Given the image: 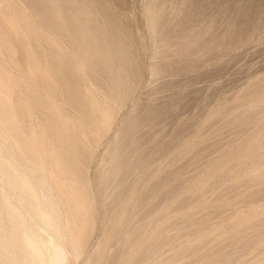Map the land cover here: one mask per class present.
Here are the masks:
<instances>
[{
    "label": "rangeland",
    "instance_id": "1",
    "mask_svg": "<svg viewBox=\"0 0 264 264\" xmlns=\"http://www.w3.org/2000/svg\"><path fill=\"white\" fill-rule=\"evenodd\" d=\"M0 146V264H264V0H0Z\"/></svg>",
    "mask_w": 264,
    "mask_h": 264
},
{
    "label": "bare ground",
    "instance_id": "2",
    "mask_svg": "<svg viewBox=\"0 0 264 264\" xmlns=\"http://www.w3.org/2000/svg\"><path fill=\"white\" fill-rule=\"evenodd\" d=\"M56 2V0H55ZM81 13V12H80ZM47 14V13H46ZM85 17V16H84ZM85 19V18H84ZM98 19V18H97ZM95 20V19H94ZM99 20V19H98ZM93 21V19H92ZM96 22V21H95ZM99 22V21H98ZM97 22V23H98ZM60 30V29H59ZM70 33V32H69ZM74 39V38H73ZM78 40V39H77ZM99 42V41H98ZM104 42V41H103ZM79 45V44H78ZM105 45V44H104ZM80 46V45H79ZM85 46V45H83ZM106 49V48H105ZM118 50V49H117ZM112 60V59H111ZM101 62V61H100ZM88 63V62H87ZM90 63V62H89ZM97 64V63H96ZM119 66V65H117ZM95 70V69H94ZM93 71V70H92ZM119 72L116 74V72H114V75H115V78L117 79V82L124 85L125 87L128 85V79L126 77V74H125V71H123L122 69L121 70H118ZM85 72V71H83ZM93 73V72H92ZM127 73V72H126ZM98 74V73H97ZM105 78V77H104ZM89 80V79H88ZM105 80V79H104ZM133 81V80H131ZM106 82V81H105ZM107 83V82H106ZM116 83V82H115ZM117 84V83H116ZM119 84V85H120ZM116 86V85H115ZM114 86V87H115ZM133 87H135L134 85H132ZM120 88V87H119ZM116 89V88H115ZM131 89H133L131 87ZM117 90V89H116ZM115 90V91H116ZM124 92V91H123ZM126 92V91H125ZM131 92V91H130ZM114 96V95H113ZM109 98V97H108ZM121 101V100H120ZM120 103V102H119ZM59 105V104H58ZM122 107V106H121ZM41 110V109H40ZM129 113V112H128ZM33 115V114H32ZM110 122V121H109ZM51 126V125H50ZM24 129V128H23ZM26 130V129H25ZM24 130V131H25ZM9 142L11 143V141L9 140ZM3 143V142H2ZM125 144V143H124ZM11 145V144H10ZM2 146V145H1ZM0 146V148H1ZM3 146H4V143H3ZM4 148V147H2ZM13 148V147H12ZM110 149V148H109ZM113 149V148H112ZM5 150V149H4ZM13 150V149H12ZM2 151V150H1ZM11 151V149H10ZM5 153V152H4ZM15 153V152H14ZM1 155V153H0ZM44 155V154H43ZM132 155V154H131ZM2 156V155H1ZM4 156V155H3ZM119 156V155H118ZM43 157V156H42ZM51 157V156H50ZM79 157V156H78ZM121 157V156H120ZM1 158V157H0ZM9 159V158H8ZM13 161V158L12 160L10 159V162ZM12 162V164H13ZM17 162V161H16ZM15 162V164H17ZM24 162V161H23ZM67 162V161H66ZM80 162V161H79ZM111 162V161H110ZM43 163H44V158H43ZM42 163V164H43ZM49 163V162H47ZM26 164V163H25ZM18 165V164H17ZM46 165V164H44ZM43 165V166H44ZM82 165V164H81ZM9 162L7 161H1L0 160V172L1 173H6L9 169ZM83 166V165H82ZM17 167V166H16ZM46 167V166H44ZM46 170V169H45ZM18 171L19 172H22V173H16L14 172V174L10 177H7L6 178V185H8L11 190L13 191L14 195L19 199V201L24 205V207L26 208H30V209H34L35 211H40L39 209L41 210H44V211H49L52 213V216L53 218L51 219L52 223L51 225H59L58 227H60V224H61V221H60V218H61V214L59 215V206L61 205L59 202H57L56 200L52 199L53 197L50 196L51 195V192H52V189L53 188H50V185H49V182L48 180L45 178V176H43L44 174L40 175L39 173L41 172H36L34 170H31V169H27L25 168L24 166H22V168L19 166L18 167ZM82 171V170H81ZM43 173V172H42ZM9 174V173H8ZM1 177V176H0ZM22 178L24 179H27L30 181V183L32 184L33 186V190H35L34 192H38L39 194H45V196L47 197L46 201H43L41 202L40 204H38L36 201L37 200H34L33 198H30L28 195H29V192H28V189L27 187H25V185H21V181H22ZM112 178V177H111ZM4 182V181H3ZM100 184V183H99ZM30 185V184H29ZM91 185V182L90 184ZM55 187V186H54ZM85 187V186H84ZM51 189V190H50ZM49 190H50V195L49 194ZM90 190V189H89ZM77 192V191H76ZM48 193V194H46ZM79 193V192H78ZM113 194V193H112ZM52 197V198H51ZM57 197V196H56ZM7 198V196H6ZM42 198V197H41ZM44 199V200H45ZM62 199V198H61ZM100 201V200H99ZM39 206V207H37ZM6 207V203L3 201V200H0V210L4 209ZM37 207V208H36ZM68 207V206H67ZM64 208V207H63ZM87 209V208H86ZM96 209V208H95ZM89 210V209H88ZM61 211V210H60ZM18 213V212H17ZM22 213V211H21ZM24 213V212H23ZM22 213V214H23ZM61 213V212H60ZM96 213V212H95ZM104 213V212H103ZM20 214V213H19ZM25 214V213H24ZM89 214V213H88ZM87 214V215H88ZM15 215V214H14ZM45 215V214H44ZM97 215V214H96ZM12 216V215H11ZM95 216V215H94ZM113 216V215H112ZM32 218V217H31ZM111 218V217H109ZM18 219V218H17ZM62 219V218H61ZM60 221V224H58V222ZM117 221V220H116ZM98 222V221H97ZM25 223V222H24ZM45 223V222H44ZM43 223V224H44ZM42 225V224H41ZM64 225V223H63ZM27 226V224L25 225ZM29 226V225H28ZM32 226V225H31ZM67 226V225H66ZM65 227V225H64ZM25 228V227H23ZM54 228V226H53ZM57 228V226L55 227ZM61 228V227H60ZM11 229V228H10ZM27 232V228H25ZM105 229V228H104ZM14 230V229H13ZM46 230V229H45ZM56 230V229H55ZM65 232H67V230L64 228ZM63 230V231H64ZM48 231V230H47ZM31 232V231H30ZM50 232V231H49ZM58 232V231H57ZM62 233V232H59L61 233V235L59 236V238L57 240H51V241H48L49 242V245H48V251H49V254L48 255H45L43 256L42 254L40 255L39 257V264H69L68 262H66L68 259H66V251H65V243L70 241V244L72 247H73V241L71 242V239H70V236L67 237V234L66 233ZM29 233V231H28ZM32 233V232H31ZM34 233V232H33ZM39 233V232H38ZM51 233V232H50ZM2 234V233H1ZM73 234V233H72ZM27 235V234H26ZM29 235V234H28ZM88 235V234H87ZM37 237V236H35ZM39 237V236H38ZM55 237V236H54ZM33 239V238H32ZM45 239V237H44ZM35 240V239H33ZM48 240V239H47ZM69 240V241H68ZM101 245V244H100ZM67 246V245H66ZM4 247H5V242L3 240H1L0 238V254L4 252ZM68 247V246H67ZM74 248V247H73ZM72 248V249H73ZM19 248H17L16 250H18ZM71 249V250H72ZM102 249V248H101ZM75 249H73V252H74ZM97 250V249H96ZM102 251V250H101ZM101 251L100 254H101ZM154 251V250H153ZM38 253V252H37ZM72 253L71 251H69V254ZM16 253L13 252L12 255L8 254L6 256H0V263H5L6 261H10L11 263H15V262H18V261H22V258L20 257V255L16 256L15 255ZM96 254V253H95ZM94 255V254H92ZM78 254H75V257H77ZM96 256V255H95ZM80 257V256H78ZM77 257V258H78ZM92 257V256H91ZM88 258V257H87ZM150 258V257H149ZM152 258V257H151ZM70 259V258H69ZM75 259V258H74ZM89 259V258H88ZM76 262H77V259H75ZM85 260V257L82 256V258H80V263H83V261ZM96 260V259H95ZM151 260V259H150ZM73 261V260H72ZM26 263V261H25ZM149 263V262H148ZM73 264V263H72ZM97 264V263H96Z\"/></svg>",
    "mask_w": 264,
    "mask_h": 264
}]
</instances>
